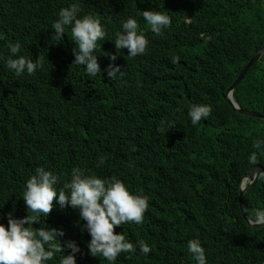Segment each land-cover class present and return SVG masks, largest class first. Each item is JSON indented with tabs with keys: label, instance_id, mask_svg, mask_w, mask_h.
Wrapping results in <instances>:
<instances>
[{
	"label": "trees",
	"instance_id": "1",
	"mask_svg": "<svg viewBox=\"0 0 264 264\" xmlns=\"http://www.w3.org/2000/svg\"><path fill=\"white\" fill-rule=\"evenodd\" d=\"M72 3L80 6L78 16L99 18L109 38L98 44L102 72L95 77L86 65L72 64L70 28L64 40L53 39L52 24ZM143 10L171 17L163 36L149 30ZM130 16L149 40L147 53L132 59L110 40ZM0 36V223L7 226L9 213L27 215L21 196L37 167L64 178L80 167L116 176L149 197L142 225L114 231L133 243L144 240L152 251L145 255L137 246L115 264H196L187 250L190 239L200 241L206 264H264V227H250L241 213V207L264 210V177L238 200L251 152L264 166V146L252 144L264 138V121L234 112L223 99L264 44V0H0ZM16 42L19 55L41 57L43 69L19 77L9 70L7 46ZM110 63L124 75L109 79ZM233 96L240 107L264 112V54ZM193 104L212 107L195 126L188 116ZM169 122L176 128L167 132ZM101 156L106 160L98 167ZM78 219L77 210L56 203L41 226L44 220L63 229L61 241L79 245L76 264H110L89 254L91 237ZM61 256L48 264H60Z\"/></svg>",
	"mask_w": 264,
	"mask_h": 264
},
{
	"label": "clouds",
	"instance_id": "2",
	"mask_svg": "<svg viewBox=\"0 0 264 264\" xmlns=\"http://www.w3.org/2000/svg\"><path fill=\"white\" fill-rule=\"evenodd\" d=\"M80 11L78 3H72L70 6L60 9L58 18L52 24L53 39L57 41L64 40L65 28H70L71 41L74 42L73 54L75 56L72 64L77 66L86 65V68H84L86 74L89 77H95L102 72L97 59V54L101 53L98 50V44L109 38H107V33L99 18L91 14L78 16ZM141 15L149 30L156 36H163L164 29L169 28L172 23L171 17L160 11L143 10ZM121 23L122 30L115 34L114 39H110L114 42L116 50L127 49L129 59L146 54L149 40L145 32L140 30L137 19L130 16ZM3 38V36H0V39ZM7 47L10 55L6 60V67L13 71L17 77L25 73L32 75L38 69H43L44 62L41 57L38 56L33 61L19 55L21 49L19 42L9 43ZM99 48H101V44H99ZM108 55H110L112 62L117 59L116 54ZM261 56L255 62L259 61ZM179 59V56L174 55L171 62L176 64ZM106 72L109 79L113 80L117 79L118 74L119 76L124 75V71L120 70V66L114 63L107 66ZM229 86L223 94V99ZM234 88L231 91V98L239 109L242 107L239 106L233 96ZM229 106L232 108L230 104ZM243 109L254 110L250 108ZM254 111L264 114L261 111ZM211 112V105L193 104L189 108L188 116L192 125L195 126L202 119L208 118ZM173 128H176L175 124L169 122L167 132ZM252 144L254 149L262 150L264 138L253 140ZM260 154L264 155V150ZM105 160V157H99L97 166L104 165ZM248 163L251 166L250 169L258 165L264 169L257 151L251 152ZM249 172L241 177L239 194L241 187H248L242 193L240 200L238 195L239 204L242 202L244 193L259 176L264 177V173H260L252 182L253 176L247 177ZM21 197L26 206L27 215L16 218L9 213L7 226L0 223V264H48L49 261L55 259L56 253H63V256L60 257V264H76L75 253L80 252L79 245L73 240L62 242L60 237L64 236L63 229L49 228L45 225L44 220L43 226H41L42 217L49 216L56 203L61 208L70 206L77 210L79 217L77 223L83 221L81 231L86 230L91 237L90 241L87 242V249L93 257L105 259L110 264H115L122 253H135L137 246L142 254L147 255L152 251V248L144 240L133 243L122 232L114 231L115 228L126 224L142 225L144 214L149 207V197L147 195L142 192H131L126 184L116 176L101 177L86 169L74 167L70 177L64 178L52 171L45 170L44 167H37L34 174L27 179ZM244 211L241 207L242 216L243 213H246L247 220L251 225L264 227V210L254 209L249 212L248 209H244ZM34 224L40 226L34 227ZM65 248L71 250L70 254H64ZM187 250L196 261V264H206L205 249L198 239L188 240Z\"/></svg>",
	"mask_w": 264,
	"mask_h": 264
},
{
	"label": "water",
	"instance_id": "3",
	"mask_svg": "<svg viewBox=\"0 0 264 264\" xmlns=\"http://www.w3.org/2000/svg\"><path fill=\"white\" fill-rule=\"evenodd\" d=\"M264 53V45H262L258 50H256L252 56L249 58V60L247 61V63L245 64V66L243 67V69L238 73V75L236 76L235 80L233 81V83L229 86V88L227 89L226 94L224 95V99L232 106L233 110L240 113V114H244V115H248L251 117H257L260 118L262 120H264V114L258 113L254 110H249V109H243V108H239L237 107L236 103L232 100L231 98V91L232 89L237 85V83L241 80V78L243 77V75L245 74V72L253 65V63L259 59V57ZM260 173H264V169L261 168L259 165L258 166H254L250 169V172L248 174L247 177H251L253 176V180L252 182L260 175ZM248 187V186H247ZM240 188V194H239V200L241 199V195L244 192V190L247 188ZM243 217L244 219L247 221V223L249 224L250 227L252 228H258V227H262V226H253L251 225L248 220H247V216L243 213Z\"/></svg>",
	"mask_w": 264,
	"mask_h": 264
}]
</instances>
